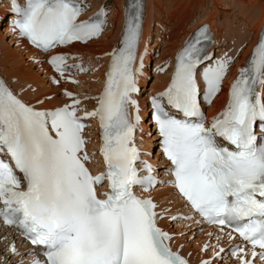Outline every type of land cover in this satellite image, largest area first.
Masks as SVG:
<instances>
[{
	"label": "snow or ice",
	"instance_id": "6c2138e0",
	"mask_svg": "<svg viewBox=\"0 0 264 264\" xmlns=\"http://www.w3.org/2000/svg\"><path fill=\"white\" fill-rule=\"evenodd\" d=\"M85 7L78 0H25L24 7L11 0L12 30L42 53L87 43L101 36L107 13L101 6L80 20ZM142 23L143 0H128L119 46L108 53L104 86L91 111L79 108L81 100L69 92L70 104L38 109L0 79V155L8 157L0 159V220L39 249L30 252L28 264H188L159 221H191L194 215L200 217L196 224L216 226L217 242L225 235L231 242L235 233L251 246L232 243L215 251L218 244L205 243L201 251L211 247L213 259L227 251L239 264H264V32L230 84L226 106L207 124L201 99L212 104L231 58L213 60L206 26L177 52L170 83L150 97L170 177L160 181L135 143L141 117L134 94L147 52L137 51ZM68 59L75 57L56 54L47 63L61 78L70 69L88 70L68 65ZM208 61L200 72L201 91L197 70ZM52 82L59 83L55 77ZM91 119L98 122L104 164L96 175L86 166L96 155L89 154L84 137ZM105 181L109 190L98 193ZM159 185L173 188L188 213L172 214L150 195H136L137 187L148 193ZM9 251L19 255L14 245Z\"/></svg>",
	"mask_w": 264,
	"mask_h": 264
},
{
	"label": "bare ground",
	"instance_id": "6f19581e",
	"mask_svg": "<svg viewBox=\"0 0 264 264\" xmlns=\"http://www.w3.org/2000/svg\"><path fill=\"white\" fill-rule=\"evenodd\" d=\"M115 0H113L114 2ZM128 0H116L114 2V7L115 9H113V13L115 15V22L116 24L111 25L110 30L109 27H107V32L102 35L99 39L92 41L88 44L83 45L84 47H82V45H72L70 47H68L67 49H62L61 53H65L67 55H71L72 53H76L78 55L79 52L81 53H86L85 51H80V50H93L95 49L96 46H100L102 49H100V53L104 52L105 50H108L106 52H111V49L116 48L117 45H119V41H120V37H121V33H122V28H123V24H124V19H125V8H126V4H127ZM153 1V2H152ZM163 0H146L145 1V7H144V11H143V23H142V34L140 37V42L138 45V54L139 53H143L145 50V47H147V52L144 55V75L142 77L138 78V85H141L142 87H146L145 90L149 91V94H153L156 92H161L165 87L168 86V84L171 81V77H172V70L175 67V57L177 52L184 46L185 41L188 40L195 29L198 28V25H195L194 28H192V30L190 29H186L183 27V23L178 25L177 27L173 25H171V27L169 28H173L170 30H166L164 29L166 35H162L161 33V37L157 40L158 38V34L161 31V27H159L157 34L155 35V41L154 43H156L158 41V43L162 40L161 44L165 45V48L162 47L161 53H159V50H157L154 60H153V70H150L149 67H147L149 65V61L148 59H151V55L155 54L152 53L153 51V47H158L156 45H150V43H148L150 36H149V32H150V23L152 20V16L150 13H152L151 11L148 12V10H150L151 8V4L157 2L158 4H160ZM186 1V0H185ZM190 1V0H187ZM186 1V2H187ZM219 1V0H218ZM169 2V0H168ZM167 1H165V4L168 3ZM172 3H175L174 0L170 5L172 6ZM234 5L236 4L235 2H232ZM237 6L240 7L242 5L240 0H237ZM176 4V3H175ZM188 4V3H187ZM113 6L112 4H109V6ZM156 5V4H155ZM169 5V4H167ZM177 5V4H176ZM200 5V4H199ZM162 6V5H160ZM170 7V6H169ZM168 7V8H169ZM175 7V5H174ZM188 7V6H187ZM203 6H199L198 8L202 9ZM100 8V5H93L91 6L88 10L85 9V17L88 16L89 14L94 13V11L98 10ZM162 8V7H161ZM160 8V9H161ZM172 8V7H171ZM242 8V7H241ZM174 9V8H173ZM173 9H171V11H174ZM106 10H111L109 8H106ZM152 10V9H151ZM6 11H8V7L5 6H1L0 8V15L6 14ZM112 11V10H111ZM156 13V12H155ZM159 13V12H158ZM173 13V12H172ZM212 13V11H211ZM242 13V12H241ZM108 14V12H107ZM162 14V12H160L159 16ZM111 15L112 12H111ZM172 15V14H170ZM174 16H176L177 14H173ZM242 15V14H241ZM263 16V17H262ZM260 16V18H258V22L257 23H253L251 20L250 22H252L253 24H246V26H244V35H242L241 38H239L238 41H235V43H237V45L235 44L234 46H230L229 48H234L233 52L232 49L230 50L232 52V57H230L231 55L227 56V53L225 54L226 58H231V62L229 63L228 70L225 74L226 81L223 85V88H227L230 84L231 79L233 78V76L236 74V71L238 68H240L243 63L248 59L249 56H251V53L254 49V47L256 46V44L258 43L259 37H260V33L261 30L263 28V24H264V13L263 15ZM112 17V16H111ZM255 18V16H253ZM262 17V18H261ZM250 18V17H249ZM252 19V18H251ZM112 20V19H111ZM113 21V20H112ZM164 22H166V19L163 20ZM218 16L215 14H210V17H208L203 23H207L209 25V27L211 28L212 32H213V45L211 46L210 50L208 51L209 53H211L213 51V49L218 46V43L220 44V42H224L228 39H230L231 37H233L234 35H228L227 31L230 32L231 30L229 29L228 26H225L224 23L221 24L222 27V31H224L222 37H220V29L221 27H218ZM249 22V21H248ZM112 24V23H111ZM109 25V23L107 24V26ZM166 26V25H165ZM248 26L250 27V34H248L247 32H249ZM4 27V26H2ZM6 27V26H5ZM3 28L5 36H2V40L0 41V76L2 79L6 80L8 83L10 82L12 85V87L14 88V90L16 91V93L18 94V96L20 97V99L27 101L28 103H30V100L28 101V98L33 95L32 97L35 98L34 101L35 102L37 100H43L45 101L46 97H50L51 100H47L46 104H43V107H46L47 109H53L56 108L60 105H62V103H64V101H66L63 97H59L58 96V92H62L63 89L67 88L70 90H75L74 87L69 86L68 84H65L63 81H61V83L59 84V86H53L52 84H48L47 86H45V82H41L40 79V74L43 76L42 78L45 80V78L51 74L49 66L45 65L43 63H41L42 67L38 68L37 71L35 72L36 74H32V76H30V74H28V71H26L23 66H21V62H16L14 61L16 59V57H14V53L20 54L21 56H19L20 58H22L23 54L26 55V59L27 61H29L30 59H38L37 62L41 61L42 59L44 60V57L39 56L38 53L33 50L30 49L29 47H27L25 44L22 43V40H13L10 39V41H6V37H10L9 36V31L6 28ZM0 29H1V24H0ZM2 31V30H0ZM155 31V30H154ZM153 31V33H154ZM242 31V30H241ZM3 32H0V34ZM241 33V32H239ZM2 35V34H1ZM151 36H154L151 33ZM180 37H182L180 39ZM165 38H169V41H165ZM228 38V39H227ZM235 39V36H234ZM236 39H238L236 37ZM233 39H230V42ZM5 43L9 46H11V48L13 47L15 50H17L16 52L11 53L9 50H5ZM16 44V47L13 46V44ZM180 43V44H179ZM179 44V45H178ZM242 44L244 45V47H242L240 52L236 51V47H238V45L241 47ZM233 45V44H232ZM8 46V47H9ZM4 49V50H2ZM25 52H24V51ZM94 51V50H93ZM24 52V53H23ZM164 52V53H163ZM94 53V52H93ZM95 55L93 56V62L96 64H102V70L103 73L99 74L98 79L101 80L99 87H101V84L104 82V77H105V73L107 71V69L109 68V62H110V56L107 55ZM107 53V54H108ZM38 55V56H37ZM25 57V56H24ZM25 59V58H24ZM85 60H87V58L84 57ZM219 59V57L217 58ZM171 60H173V62H171ZM75 62H81L83 63L84 60L80 61L78 60V56L75 59ZM233 62V65H231ZM28 65H31L32 67H35L33 64H31V62H28ZM95 64V65H96ZM166 68V71L164 73H161V71L159 70L160 68ZM203 68H201L202 70ZM95 76H97V73L95 74ZM152 76V78L154 79L156 77L157 82H155L152 87L148 86V84L151 82V80L149 81L148 77ZM85 80V75L80 76V81ZM47 81V80H45ZM149 81V82H147ZM98 85H92L91 89H88V91H84L82 90L83 93L86 92H90V95L96 94V92L99 91V87H97ZM38 87L39 91H37L35 88ZM46 87V88H44ZM29 88L30 90H33V88L37 91L35 94H29L28 96H25L22 92ZM26 92V91H24ZM81 92V93H82ZM142 92V91H141ZM139 92L137 94V97L134 96V98L139 99V102L141 103V106H143V104H145L148 96L146 97H142L141 95L139 96V94L143 95V92L141 93ZM32 93V92H31ZM145 94V93H144ZM53 99V100H52ZM226 100V96L224 94V90H221L218 94V96L214 99L212 106L209 107V112H208V118L210 119L211 117H213L214 114H217L218 112H220V108L222 106V104L225 102ZM96 101L93 100V102H90L89 100L84 99L81 107L82 108H86L89 107L91 105H93V103H95ZM146 114V111L143 112V108L141 111V115ZM142 128L144 129V132H147L148 129L147 126H145L144 122L140 123L139 129L142 130ZM87 133L91 139V142L89 143V145H91L92 147V151L96 150L97 147L95 146V139H97V133H95V126L93 125L90 129L87 130ZM140 136H144L139 134L138 138H140ZM150 137H153L154 139L151 141V145H152V149H153V145L154 141L156 140V144L157 143V136L151 135L150 132L148 131V134L142 139L141 138V143L139 141V145L142 146L143 149L147 150V149H151L150 146L146 145V140ZM147 138V139H146ZM159 147V146H158ZM157 154H159L157 152ZM155 158H157V156H155ZM95 166V164H93ZM159 174H162V171L158 172ZM150 195H152L155 199V201L158 203V205L160 206V208H164L166 206H168L170 204V208L169 210H176V209H182L183 208V204L181 201L176 199L175 193L173 188L168 187V186H160L157 189H155L154 191L150 192ZM164 206V207H163ZM159 210V209H158ZM192 221H188V222H183L175 224L174 225V229L177 230L178 233H181L183 231H186V227H184L185 225H192ZM159 225L164 227V228H168L171 231V234L173 235V240H172V244H174V247H177L178 245L182 244L183 245V250L182 253L186 254L188 259L191 260V262L193 263H197L199 261V259L201 257H205L206 253H209L211 255L212 254V250H210L209 252H206L205 254L202 253L200 251L201 249V245H202V241H204L207 238V234L209 233V231H211V229H206L205 231L199 227L200 226H191V228L189 229L190 231H192V229H196L197 231L195 232V234L200 235L199 239L197 240V242L195 243H187L185 242V240L176 234V232L171 228L170 224H168L164 219L159 221ZM1 236H4L2 239V242H4L5 244H7V248L8 246L14 245L17 249V251L22 252V251H26L29 248H26L24 245L20 246L22 243L20 240L17 241V244L13 241V236L12 233H9L6 229L2 228L0 226V238ZM18 239V238H17ZM5 246V245H4ZM2 245V243H0V251L1 248L4 247ZM20 257H18V259L13 260L10 257L5 258L6 256H2L1 258V262H4L5 264H14L15 262H17L18 260H22L25 256L21 253L19 255ZM5 258V259H4ZM228 260L224 261L222 264H227ZM24 264V263H23ZM211 264H218L216 263H211Z\"/></svg>",
	"mask_w": 264,
	"mask_h": 264
},
{
	"label": "rangeland",
	"instance_id": "374dc122",
	"mask_svg": "<svg viewBox=\"0 0 264 264\" xmlns=\"http://www.w3.org/2000/svg\"><path fill=\"white\" fill-rule=\"evenodd\" d=\"M93 1L98 2V3L101 2V4H104V5H107V3L112 4L113 6L110 5L107 8L111 9L112 10L111 12L113 14L111 17V19L113 20V21L111 20V23H112L111 25L116 24L115 15L113 13V11H114L113 9H115L114 2L116 0L114 2L112 0H93ZM165 1L168 2V0H163L160 4H158L157 2L152 3L151 7H150L152 10L151 9L148 10V12H150V11L152 12V13H150L152 16V20H151L150 28H149L150 29V32H149L150 39H149L148 43H150V45H156V46L158 44V47H153V53H156V54L161 53L162 47L165 48L164 42H163V45L161 44L162 40L159 43H158V41L156 43H154L155 35L157 34L159 27L163 26V27H161L162 28L161 31H158L160 33L158 34L159 36H158L157 40L161 37L162 32H163L162 33L163 36L166 34H169V32L165 33L164 29H166V30L167 29L168 30L173 29V28H169V27H171V25H172V27H173V25L177 27L178 25L183 23L184 28H186V29L188 28V29L192 30V28H194L195 25L203 23L208 17H210V14H214V16L216 14L218 16V22H217V23H219L218 27H221V24L224 23V25L228 26L230 30L232 29L230 32L227 31V34L228 35H232V34L234 35L235 34L234 35L235 39H234V36L230 38V39H233L231 42H230V39L227 38L228 40H226L224 42H220L218 47L215 48V52L213 54V56H214L213 59H215L216 55H217V58H218V56H221V57H219V59H221V58L225 57L226 53H227V56L232 54L234 48H229V47L230 46L232 47L235 44L237 45V43H235V41H238L239 38H241L242 35H244V33H243L245 30L244 26H246V24L257 23L259 21L258 18H260V16H262L264 13V0H240L242 3V5L240 7L237 6V4H238L237 0H219V1L218 0H190V1L186 0L187 2L185 0H174V2L177 5L175 3H172V6L170 5L171 0H169V2L167 3L169 5L165 4ZM172 2H173V0H172ZM232 2H235L236 4L234 5ZM95 5H100V4H95ZM160 5H162V6H160ZM174 5H175V7H174ZM199 6H203L202 9L201 8L199 9L198 8ZM171 9H173L174 11H171ZM211 11H212V13H211ZM160 12H162V14L159 16ZM170 14H172V15H170ZM173 14H177V15L174 16ZM253 16H255V18ZM164 19H166V22L163 21ZM250 20L251 21L253 20L254 22L252 21L253 22L252 23V22H250ZM3 28L4 27L1 26L0 30H2V31H0V32H3V33H1L2 35L0 34V41L2 40V36H5ZM219 29H220V37H222L224 31H222V27ZM248 29H249V32H247V33L250 34L251 32H250L249 26H248ZM153 31H154V33H153ZM239 32H241V33H239ZM151 33L154 36H151ZM236 37L238 39H236ZM181 38L182 37H180V39ZM165 39H166L165 41L170 40L169 38H165ZM5 40L10 41V38L6 37ZM8 46L9 45H7L5 43V50H9L11 53L17 51L13 47L11 48V46H9V47ZM82 47H84V46H82ZM242 47H244L243 44L241 47L238 45V47H236V51L240 52ZM100 49H102L100 46H96L95 49H93L94 51L92 49H91V51H88V50H80V51H85V52L88 51L95 56V55H101L102 52L101 53L99 52ZM231 49H232V52L230 51ZM2 50H4V49H2ZM157 50H159V53H157ZM106 51H108V50H105L102 53V55L107 56L108 52H106ZM154 55L155 54H153V56ZM19 56H21V55L14 53V57H16V59L14 61L19 62V63L21 62L22 63L21 66H23V68L26 71H28V74H30V76H32V74H36L35 72L37 71L38 67H32L31 65H28L29 63L26 60V59H28V58H26V55L23 54L22 58H20ZM230 57H232V55ZM151 59H152V56H151ZM152 60H151V63H153ZM231 65H233V62ZM228 68H230V67H228ZM42 77L43 76L40 74L39 80L41 82H45V86H47L49 83H47ZM149 79L151 80V83H150V85L148 84V86L152 87V85L155 82H157V79H156V77L154 79L152 77H150ZM89 81L91 83H93V80L90 79ZM92 85L93 84H91V86ZM44 88H46V87H44ZM35 89L37 91H39L38 87H36ZM35 89L29 91V88H27L24 90L26 92L23 91L22 93L25 96H28L29 94H35L37 92ZM28 101H29V99H28ZM30 102H32V101H30ZM147 134H148V132H143V135H144L143 138ZM153 139H154L153 137L148 138L146 140V145L150 146V148H151V149H149L151 157L153 159L157 160L158 157L155 158V156H157L156 146L153 145L154 147L152 149V145H151V141ZM156 164H157V162H156ZM5 247H3L0 251V258H2V255L7 254V250L5 249ZM0 263H1V261H0Z\"/></svg>",
	"mask_w": 264,
	"mask_h": 264
}]
</instances>
